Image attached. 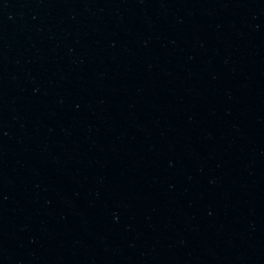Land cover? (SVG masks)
<instances>
[{
  "label": "water",
  "instance_id": "95a60500",
  "mask_svg": "<svg viewBox=\"0 0 264 264\" xmlns=\"http://www.w3.org/2000/svg\"><path fill=\"white\" fill-rule=\"evenodd\" d=\"M0 264H264V0H0Z\"/></svg>",
  "mask_w": 264,
  "mask_h": 264
}]
</instances>
